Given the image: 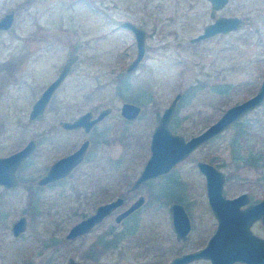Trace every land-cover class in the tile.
Masks as SVG:
<instances>
[{"label":"rangeland","instance_id":"374dc122","mask_svg":"<svg viewBox=\"0 0 264 264\" xmlns=\"http://www.w3.org/2000/svg\"><path fill=\"white\" fill-rule=\"evenodd\" d=\"M9 9L15 10V21L0 31V155L31 137L37 146L19 166L18 184L0 185V264H65L70 256L98 260L96 249L102 245L94 242L115 224L113 216L85 237L69 241L65 234L98 203L125 192L150 153L158 115L174 95L181 92L171 128L189 137L256 92L264 78V0H227L213 16L210 0H0V16ZM219 15H237L242 25L190 40ZM125 18L147 31L145 57L131 71L126 66L137 45L133 31L120 24ZM71 50L78 59L44 113L30 120L33 101ZM126 100L141 105L134 120L126 121L120 112ZM106 105L111 112L88 134L60 125L61 119L87 109L96 113ZM85 136L92 140L87 159L66 178L38 185L48 165ZM193 155L221 162L229 173V191L263 194L264 101ZM171 173L139 189L146 194V205L129 218L139 222L138 231L128 236L141 242L135 248L146 244L150 249L138 252L130 241L123 251L103 248L96 264L115 259L164 264L177 247L171 230L170 236L164 230L170 227L166 206L173 200L194 209L202 226L205 185L193 158L180 161ZM85 189L87 197L82 196ZM22 214L27 226L15 236L11 222Z\"/></svg>","mask_w":264,"mask_h":264},{"label":"water","instance_id":"95a60500","mask_svg":"<svg viewBox=\"0 0 264 264\" xmlns=\"http://www.w3.org/2000/svg\"><path fill=\"white\" fill-rule=\"evenodd\" d=\"M211 9L210 14L213 16L215 10L221 8L227 0H210ZM12 13H7L0 19V27L8 26ZM122 26L130 28L136 39L137 52L135 57L127 64L126 71L134 70L138 64L144 59L146 54V28L135 22L132 19L125 18L120 21ZM242 25L241 17L237 15H219L215 19L206 25H204L203 30L197 35L190 38L191 41H198L200 39L209 37L218 32H228L230 30H235L240 28ZM78 55L71 52L61 70L59 71L57 77H55L47 86L41 91L38 98L32 103L29 110L28 118L30 120L36 118L38 115L42 114L46 108V105L50 99V96L56 89V87L65 78L71 69L72 63L77 59ZM181 92H177L170 103L164 107L161 112L157 123L155 124L149 140L150 153L146 158V161L140 171V173L133 180L132 187L135 188L139 184L145 182L146 180L157 176L160 173L166 172L174 164L184 159L188 154L197 146L202 143L209 141L211 138L216 136L218 133L222 132L228 128L232 123L241 119L248 112L256 108L264 101V78L262 79L256 92L249 97L238 101L230 106H228L218 118L212 121L204 129L196 134H192L189 137L184 136L179 132L173 131L169 127V121L173 116L177 104V100L180 98ZM112 107L110 105L103 106L97 114L93 115L92 110L87 109L81 112L79 115L72 119H63L61 125L64 128H79L84 127L88 131L93 124L101 120L104 116L110 113ZM141 111V105L133 101H124L121 104L120 112L127 118H135ZM89 140L85 139L81 144L69 153H66L57 159H55L47 168V170L38 177L36 180L37 184L45 185L46 183L53 181L57 178L65 176L68 174L75 165H77L84 157ZM36 147V140L34 138H29L25 144H23L18 149L8 153L0 155V185L5 187H13L18 184L19 179L17 176V170L20 164L29 157ZM199 168L203 171L206 176V189L209 196V201L212 204L215 198H222L227 202H238L240 196L235 198H225L222 194L224 174L222 170L217 168L214 164L199 160ZM121 198L111 199L104 203L99 204L95 211L88 214L87 216L79 219L65 234V237L72 239L75 236L85 233L92 226L98 223L106 214L120 202ZM142 202V197L137 198L128 208L123 210L118 218L126 215L131 210L136 208ZM172 212V222L174 228L180 235H185L190 226V220L184 205L180 202H173L170 205ZM215 211V208H214ZM244 215H246L245 224L250 220L251 217H260L264 221V197L256 203L251 204L247 209L244 210ZM27 226V218L25 215H20L11 222V231L13 235H20ZM246 230V231H245ZM242 234L245 235V239L252 237L249 234L248 228H243ZM180 235V236H181ZM255 238V237H254ZM263 240V239H262ZM254 241L259 242L257 238ZM247 240H243L239 243L247 244ZM249 244V243H248ZM259 244V243H257ZM242 251L237 252L241 254ZM236 253L237 257H240ZM209 256L206 247L195 250L192 252H187L182 255L174 257L168 264H184L185 262L200 257ZM230 261L225 264H229ZM215 264H223L219 261H214ZM258 263V261H256ZM20 264H27L22 262ZM65 264H94L91 261H83L70 256Z\"/></svg>","mask_w":264,"mask_h":264},{"label":"flooded vegetation","instance_id":"af4514ba","mask_svg":"<svg viewBox=\"0 0 264 264\" xmlns=\"http://www.w3.org/2000/svg\"><path fill=\"white\" fill-rule=\"evenodd\" d=\"M7 13H12V17L10 19V22L8 24V26L6 27H0V31L2 30H7L8 28H10L13 24V22L15 21V10L14 9H9L7 11H5L1 16L0 19L5 16ZM215 19V18H214ZM213 19V20H214ZM219 33V32H218ZM74 52L78 55L77 52H75L74 50H71L68 52L67 56L71 53ZM67 58V57H66ZM65 58V60H66ZM78 59V57H77ZM76 59V60H77ZM75 60V61H76ZM74 61V62H75ZM73 62V63H74ZM11 63V62H10ZM72 63V65H73ZM13 63H11L12 65ZM20 62H17L16 65H19ZM64 64V63H63ZM63 64L61 65L59 71L61 70ZM6 66L10 67L11 65H9V63L5 64ZM139 65V64H138ZM72 67V66H71ZM71 70V69H70ZM59 71L57 72V74H55L52 79L49 81V83L55 78L57 77ZM70 72V71H69ZM68 72V73H69ZM68 75V74H67ZM66 75V76H67ZM65 76V78H66ZM65 78L61 81V83L56 87V89L54 90V92L52 93V95L50 96V99L46 105H49L50 101L52 100V98L55 95V91L57 90V88L63 83V81L65 80ZM47 86V85H46ZM45 86V87H46ZM44 87V88H45ZM41 93V92H40ZM39 96V95H38ZM37 96V98H38ZM36 98V99H37ZM35 99V100H36ZM34 100V101H35ZM33 101V102H34ZM45 108V109H46ZM102 108V107H101ZM100 108V109H101ZM99 109V110H100ZM91 110V109H90ZM98 110V111H99ZM45 111V110H44ZM98 111L96 113H94L93 111V115L97 114ZM44 113V112H43ZM42 113V114H43ZM249 113V112H248ZM247 113V114H248ZM42 114L38 115L36 118L40 117ZM80 114V113H79ZM78 114V115H79ZM140 114V113H139ZM138 114V115H139ZM161 114V113H160ZM157 117V121L159 119V116ZM246 114V115H247ZM138 115L135 118L132 119H127V120H134L138 117ZM245 115V116H246ZM77 116V115H76ZM74 116V117H76ZM107 116V115H106ZM106 116H104L101 120H103ZM245 116H243L242 118H244ZM73 117V118H74ZM173 117V116H172ZM172 117L169 121V127L171 128V120ZM34 118V119H36ZM239 119L237 121H235L234 123H232L231 125L239 122L242 120ZM72 119V118H71ZM63 119L60 120V125H61V121ZM99 120L98 122H96L95 124H93V126L86 131L84 129V127H79V128H63L66 130H75V129H79V130H83L85 132V134H88L91 132V130L101 121ZM157 121L155 122V124L157 123ZM230 125V126H231ZM155 126V125H154ZM229 126V127H230ZM228 127V128H229ZM154 128V127H153ZM172 129V128H171ZM153 130V129H152ZM173 130V129H172ZM174 131V130H173ZM152 132V131H151ZM176 132V131H175ZM219 134V133H218ZM215 137V136H214ZM33 138V137H31ZM35 139V138H34ZM85 139L89 140V144L86 150V153L84 155V157L82 158V160L74 166L77 167L79 164H81L85 159H87V155L91 146V138L88 136H85L81 142H83ZM212 139V138H211ZM36 140V139H35ZM81 142L79 143V145L81 144ZM209 141L200 144L199 146L195 147L189 154L188 156H186L185 158H193L195 166L197 168V170L199 172H201V174L203 175L204 178V185H205V192H204V196L202 197V199H204L203 203L205 204V212L204 215H201L202 221H200V224H202V226H198L197 223V219H200L199 215L196 214V211L194 209H191V207L188 205H186L184 202L180 201V200H173L171 201L167 206V213H168V219H169V228L164 229L165 231H167L166 236H170V230L171 233L173 234V239L174 241H176L177 247L175 248V251L171 254V256L169 257V259L167 261H165L164 264H168L174 257L182 255L184 253L187 252H192L195 250H199L202 249L204 247H206L207 252L209 254V256H200L194 259H191L187 262H185L184 264H193V263H197L199 261L203 262L204 264H215L214 261H219L220 263L222 262L223 264H225L226 262L230 261L229 264H264V221L262 218L260 217H251L250 220L247 222V224H245V219H246V215H244V210L247 209L251 204L258 202L259 200H261L264 197V193L263 194H255L253 190L251 189H243V190H239L236 192L233 191H229L228 190V183H229V173L224 171L222 168V163L221 162H214L212 160H207L205 158L202 157H198L197 155H193V153L197 152L199 150V148L204 145L207 144ZM78 145V146H79ZM36 146H37V141H36ZM77 146V147H78ZM75 147V148H77ZM36 148V147H35ZM74 148V149H75ZM72 149V150H74ZM35 150V149H34ZM71 150V151H72ZM69 151V152H71ZM67 152V153H69ZM33 153V152H32ZM66 154V153H65ZM64 155V154H62ZM61 155V156H62ZM60 157V156H59ZM28 158V157H27ZM26 158V159H27ZM58 158V157H57ZM56 158V159H57ZM182 159L180 161L185 160ZM55 160V159H54ZM53 160V161H54ZM199 160H204L207 162H210L212 164H214L217 168H219L220 170H222L223 174H224V181H223V188H222V194L225 198L229 199V198H235L240 196L239 201L238 202H227L222 198H215L213 200V203L211 204L209 201V196L207 193V189H206V176L203 173V171L199 168L198 166V161ZM52 161V162H53ZM146 161V160H145ZM179 161V162H180ZM51 162V163H52ZM177 162L176 164H174L169 170H167L166 172L160 173L157 176L150 178L148 180H146L145 182L139 184L137 187L133 188L132 187V183L133 180L136 178V176L140 173L142 167L140 168L139 172L136 174V176L130 181L129 186L126 188L124 193H119L116 196L106 200L109 201L111 199H115V198H121L120 202H118V204L110 211V213L106 214L98 223H96L94 226H92L88 231H86L85 233L79 234L77 236H75L72 239H69V241L74 240L76 238L79 237H85V235L87 233H89L93 228L97 227L98 225H101L107 218L109 217H114L115 220V224H113L112 226H110V230H104L103 233H101L99 235V237L97 238L98 240H96L94 243H99L100 245H102L101 248L97 247L96 251H102L103 250V246L104 245H108V247L116 249V251H120V250H125L126 247L129 246V241L132 242L133 238H129V235H134L136 233V231H138V226H139V222L138 223H130L129 218L133 217L134 214H138V212L144 208V205H146V194L141 193L139 191V189H141L143 186H145L146 184H148L150 181L158 178V177H162L165 176L167 177L168 175H173L171 172L175 169V166L179 163ZM50 163V164H51ZM49 164V165H50ZM21 165V164H20ZM48 165V167H49ZM47 167V168H48ZM117 167V166H116ZM19 168V167H18ZM46 168V170H47ZM73 168V169H74ZM72 169V170H73ZM45 170V171H46ZM72 170L66 174L65 176H62L60 178H57L53 181H50L47 184L62 180L64 178H66L68 175H70V173L72 172ZM44 171V172H45ZM43 172V173H44ZM42 173V174H43ZM41 174V175H42ZM88 176L90 178L96 179L97 177L94 176V174H88ZM112 176H115L114 179H116L115 174H113ZM19 179V178H18ZM38 179V178H37ZM39 185V184H38ZM44 186V185H43ZM90 191L88 190H84L83 191V197H87V195L89 194ZM142 197V202L133 210H131L129 213H127L126 215L118 218V215L125 210L126 208H128L137 198ZM197 200V199H196ZM196 200H194L193 202H195ZM106 201L100 202L98 203L94 210L85 214L84 216H82L81 218L87 216L88 214L92 213L95 211L96 207L101 204L104 203ZM198 201V200H197ZM173 202H180L184 205V208L186 210V213L188 214L189 220H190V226L188 231L186 232L185 235H179L178 232L176 231V229L174 228L173 222H172V212L170 209V205ZM215 208V211H214ZM80 218V219H81ZM79 220V219H78ZM77 220V221H78ZM76 222V221H75ZM74 222V223H75ZM73 223V224H74ZM71 227V226H70ZM69 227V228H70ZM243 228H248L249 234H251V238L248 237V239H245V235L242 234V230ZM246 231V230H245ZM107 233L110 234L111 237H106ZM201 235V236H200ZM244 236V237H243ZM257 238L259 240V242L254 241L255 238ZM163 240H165V236L162 235ZM68 239V238H67ZM130 239V240H129ZM263 239V240H262ZM243 240H247V244H243V243H239ZM93 243V244H94ZM133 244H131L130 246H132L135 250H137L139 252V250L143 251V252H147L150 249V246L143 244L145 247H142V249H138L135 248L136 245H138L140 247L141 242H132ZM249 243V244H248ZM259 243V244H257ZM163 245L160 244L159 249L161 250L160 252H163ZM99 248V249H98ZM124 248V249H123ZM242 251L241 254H238L237 252ZM99 252V254H95L97 258H99L98 260H87V261H91L94 264L97 263V261L101 260V253ZM236 253L238 255H240V257L236 256ZM119 255V254H118ZM121 256V255H120ZM256 261H258V263H256ZM144 261H141V264ZM111 264H124L121 263L119 261V259H115L113 263Z\"/></svg>","mask_w":264,"mask_h":264},{"label":"trees","instance_id":"16d2710c","mask_svg":"<svg viewBox=\"0 0 264 264\" xmlns=\"http://www.w3.org/2000/svg\"><path fill=\"white\" fill-rule=\"evenodd\" d=\"M126 121H129V120H127V119H125ZM108 247V245H104L103 246V248H107ZM94 249H95V247H94Z\"/></svg>","mask_w":264,"mask_h":264}]
</instances>
